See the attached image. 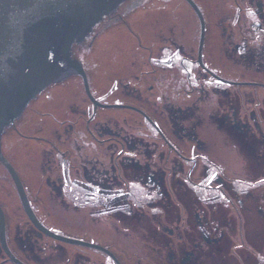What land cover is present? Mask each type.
Returning <instances> with one entry per match:
<instances>
[{
  "label": "flooded vegetation",
  "instance_id": "af4514ba",
  "mask_svg": "<svg viewBox=\"0 0 264 264\" xmlns=\"http://www.w3.org/2000/svg\"><path fill=\"white\" fill-rule=\"evenodd\" d=\"M160 1L147 69L101 73L98 90L87 74L99 106L84 85L46 89L57 104H30L3 135L4 154L10 136L31 153L33 190L13 165L39 223L102 247L38 229L5 172L6 242L23 264H264V0ZM140 3L122 2L85 40L128 25ZM0 264H18L1 240Z\"/></svg>",
  "mask_w": 264,
  "mask_h": 264
},
{
  "label": "water",
  "instance_id": "95a60500",
  "mask_svg": "<svg viewBox=\"0 0 264 264\" xmlns=\"http://www.w3.org/2000/svg\"><path fill=\"white\" fill-rule=\"evenodd\" d=\"M124 1L0 0V163L11 175L25 210L38 229L58 241L99 249L102 247L65 237L45 229L39 223L30 207L22 181L4 155L1 143L6 129L15 123L30 102L48 86L69 75H80L90 100L95 106L101 105L90 91L86 71L74 57L73 48L83 43L97 23ZM188 1L197 9L192 0ZM142 3L144 0H141ZM91 35L79 51L91 48L90 39H96L95 35L90 38ZM199 56L201 62V51ZM0 240L11 259L23 264L8 248L1 208Z\"/></svg>",
  "mask_w": 264,
  "mask_h": 264
},
{
  "label": "rangeland",
  "instance_id": "374dc122",
  "mask_svg": "<svg viewBox=\"0 0 264 264\" xmlns=\"http://www.w3.org/2000/svg\"><path fill=\"white\" fill-rule=\"evenodd\" d=\"M160 2V0H144V3L138 5L131 15L126 17L128 25L123 24L120 20V22L115 23L116 25L114 24L110 28L108 27V29L99 37H96V39H90L91 48L77 52L78 58L83 61L89 71L90 82L92 81L91 84L94 85L95 89H99L97 84L98 82L100 84V81L97 78L101 73H119L130 76L141 73L145 68L147 69L143 64L145 60H147L148 55L144 45L150 40H155L154 32L159 31L158 24L159 22L162 23ZM136 61L137 66L134 65ZM141 64H143V66ZM112 79L113 77H102L100 78L101 84L103 87H107V85H110ZM56 88H61L66 92L73 90L75 93L77 91L78 93L84 94L83 83L79 77L74 78L69 76L65 79L63 84L52 85L48 91L55 90ZM107 90L110 89L107 88ZM48 91L42 94L45 97L42 102L33 101L31 106L34 107L39 103H43L45 106L41 108L45 109L53 103L57 104V100H55V102L52 101L53 103L50 101L48 94L52 91ZM104 98H106L104 101L107 103H114L119 101L118 99H121L116 95L106 96L103 97V99ZM30 107L27 111H29L31 115L33 110H31ZM113 110L121 111L120 109ZM116 114L119 113L116 112ZM31 121L32 117L28 120L29 128L33 126ZM19 142L21 141L19 140L17 142V146ZM17 146L15 137L10 136L7 147H5V154L11 159L12 163H16L17 167L19 166L18 168L22 171L21 174L24 179H26L27 186L33 190L32 180L33 177H36L35 172L31 170L33 165L30 158L31 153L28 149L26 151L23 150L24 152L17 153ZM5 172H7L5 167L0 164V184L3 185H5L4 180H9V175Z\"/></svg>",
  "mask_w": 264,
  "mask_h": 264
},
{
  "label": "trees",
  "instance_id": "16d2710c",
  "mask_svg": "<svg viewBox=\"0 0 264 264\" xmlns=\"http://www.w3.org/2000/svg\"><path fill=\"white\" fill-rule=\"evenodd\" d=\"M87 68V67H86ZM45 98V97H44ZM60 262H62V260L60 259Z\"/></svg>",
  "mask_w": 264,
  "mask_h": 264
}]
</instances>
